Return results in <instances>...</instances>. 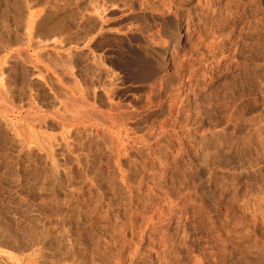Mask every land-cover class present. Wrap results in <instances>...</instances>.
I'll use <instances>...</instances> for the list:
<instances>
[{
    "label": "rangeland",
    "instance_id": "obj_1",
    "mask_svg": "<svg viewBox=\"0 0 264 264\" xmlns=\"http://www.w3.org/2000/svg\"><path fill=\"white\" fill-rule=\"evenodd\" d=\"M118 1L0 0V264H264V0Z\"/></svg>",
    "mask_w": 264,
    "mask_h": 264
},
{
    "label": "bare ground",
    "instance_id": "obj_2",
    "mask_svg": "<svg viewBox=\"0 0 264 264\" xmlns=\"http://www.w3.org/2000/svg\"><path fill=\"white\" fill-rule=\"evenodd\" d=\"M114 1H115V0H114ZM116 1L119 2L118 0H116ZM121 1H122V0H121ZM124 1H125V0H123V2H124ZM128 1H129V0H128ZM136 1H137V0H136ZM136 1H135V2H136ZM148 1L150 2V0H148ZM152 1H153V0H152ZM152 1H151V2H152ZM158 1H159V0H158ZM160 1H161V3H162V1H164V0H160ZM123 2H122V3H123ZM126 2H127V1H126ZM126 2L123 3V4H126V6H127V3H126ZM129 2H131L130 4H132V5L134 4V0H133V2H132V0L129 1ZM129 2H128V4H129ZM138 2H139V1H138ZM140 2H141V1H140ZM140 2H139V3H140ZM143 2H144V1H143ZM143 2H141L140 5H141L142 7L145 8L146 5H145V4L143 5V4H142ZM167 2H168V4H169V7L171 8V10L174 12V15H175L174 17H177V18H178L179 15H180L179 12H181L182 9H183V6H182V5H183V4H182L183 2H182L181 0H180L179 3H175L174 0H167ZM136 3H137V2H136ZM152 3H153V4H152L153 6H155V7H156V6L160 7V6H159V2H158V5H157V4H154V1H153ZM150 4H151V3H150ZM150 4H149V5H150ZM140 5H139V4L137 5L138 8H140ZM152 5H150V7H151ZM117 6H118V5H117ZM117 6H116V7H117ZM114 7H115V6H114ZM134 7H135V6L133 5V6H132L133 10L136 9V8H134ZM142 7H141V9L144 10ZM150 7H149V8H150ZM155 7H154V9H155ZM181 7H182V8H181ZM152 8H153V7H152ZM152 8H150V9H152ZM156 8H157V7H156ZM111 9H112V8H111ZM118 9H119V8H118ZM150 9H149V10H150ZM119 10H120V9H119ZM119 10H117V11H119ZM133 10H132V11H133ZM149 10H148V11H149ZM155 10H156V9H155ZM155 10H154L155 13L152 12L153 10H152V11L150 10V11H151V12H149L150 16L155 17V16H156L155 14H156L157 10H158V12H159V11H160V8L157 9L156 11H155ZM161 10H162V8H161ZM117 11H116L115 9H114V11H113V9H112V12H113V13H114V12H117ZM121 11H122V10H121ZM132 11H128V12L126 11V12H127V13H130V12H132ZM167 11H168V9H167L165 12H167ZM140 12H141V11H140ZM140 12H138V13H140ZM146 12H147V11H146ZM160 12H161V11H160ZM173 12H172V13H173ZM127 13H125V12L123 13V12H122V15L120 14V16H121V17H122L123 15L125 16V14H127ZM133 13H134V11H133ZM144 13H145V12H144ZM161 13H162V12H161ZM161 13H160V14H161ZM130 14L132 15V13H130ZM130 14H129V15H130ZM165 14H166V13H165ZM133 15H135V13H134ZM147 15H148V13H147ZM162 15H163V14H162ZM127 17H128V16H127ZM144 17H145V16H144ZM147 17H148V16H147ZM156 17H158V16H156ZM162 17H163V16H162ZM119 18H120V17H119ZM119 18H118V19H119ZM164 18H165V16H164ZM153 19H155V18H153ZM158 19H159V18H158ZM156 20H157V19H156ZM115 22H117V20H116ZM247 50H248V49H247Z\"/></svg>",
    "mask_w": 264,
    "mask_h": 264
}]
</instances>
